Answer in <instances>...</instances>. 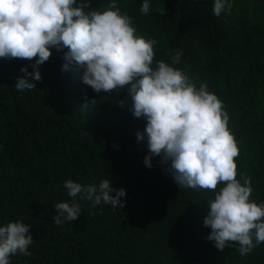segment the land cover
<instances>
[{
    "label": "trees",
    "instance_id": "trees-1",
    "mask_svg": "<svg viewBox=\"0 0 264 264\" xmlns=\"http://www.w3.org/2000/svg\"><path fill=\"white\" fill-rule=\"evenodd\" d=\"M143 2L89 0L84 11L126 14L137 37L156 41L153 70L164 61L222 101L239 148L236 178L243 185L250 177L249 200L264 203V0H226L231 9L220 16L215 0H148V14ZM50 51L38 66L42 79L25 91L15 84L34 60L0 57V227L31 225L34 240L31 255L18 252L9 264H264V243L241 256L238 242L221 252L206 239L203 220L223 184L180 187L159 156L144 164L147 139L136 133L146 119L134 117L128 86L97 93L82 82L83 66L73 61L62 71L67 49ZM67 180L97 187L109 180L124 189V206L70 197ZM74 201L79 219L57 225L55 205Z\"/></svg>",
    "mask_w": 264,
    "mask_h": 264
},
{
    "label": "clouds",
    "instance_id": "clouds-1",
    "mask_svg": "<svg viewBox=\"0 0 264 264\" xmlns=\"http://www.w3.org/2000/svg\"><path fill=\"white\" fill-rule=\"evenodd\" d=\"M225 4L226 0H215L213 14L230 11L231 5L226 9ZM87 8L89 0L79 4L77 0H0V57L34 60L32 72L21 67L24 75L17 78L15 88H36L33 81L42 79L38 66L52 55L50 48L58 52L67 49L62 71L73 61L83 66L82 82L97 93L128 86L134 117L146 119L144 132L136 133L138 141L147 139L149 155L144 164L150 168L151 156H159L180 187L215 191L223 184L209 202L203 220L211 229L206 239L221 252L230 242H238L241 256L250 253L264 243V203L249 200L253 191L250 177H241L243 185L236 178L239 148L228 129L229 117L222 101L204 84L197 90L184 72L164 61H158L153 70L156 41L137 37L126 14L118 9L86 13ZM149 10V2L144 0L140 11L148 14ZM181 54L176 51L173 64L180 62ZM118 103L123 106L124 101ZM64 188L70 197L81 194L93 205L103 201L114 208L124 206L120 200L124 189H114L109 180L98 187L67 180ZM80 213L79 203L59 202L53 221L57 225L77 221ZM31 227L19 221L0 227V264H9V257L18 252L31 255Z\"/></svg>",
    "mask_w": 264,
    "mask_h": 264
}]
</instances>
